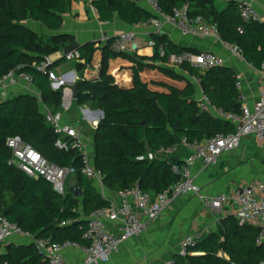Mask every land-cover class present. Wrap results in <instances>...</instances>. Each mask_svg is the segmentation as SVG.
Wrapping results in <instances>:
<instances>
[{
  "label": "trees",
  "instance_id": "trees-1",
  "mask_svg": "<svg viewBox=\"0 0 264 264\" xmlns=\"http://www.w3.org/2000/svg\"><path fill=\"white\" fill-rule=\"evenodd\" d=\"M90 2L100 22L112 21L115 14L130 25L150 17L149 12L132 0ZM159 2L166 13L186 6L190 19L214 23L220 39L240 48L245 62L255 70L264 63V21L243 20L236 1H230L222 9L216 8L213 0ZM69 3L70 0H0V76L9 71L28 74L41 101L54 112L59 106L61 91L51 88L49 69L52 66L40 70L37 65L70 42L33 32L22 22L30 19L57 31ZM153 39L156 41L153 59L161 64L152 66L131 57V86L117 84L116 75L109 70V60L128 58L127 53L110 48L113 39H108L100 49L98 80L77 83L78 95L74 100L77 104L91 101L102 107L103 118L92 134V162L101 172L103 184L114 193L134 186L154 195L163 191L176 181L171 166L179 160L159 156L148 159L149 152L174 145L180 136L189 141L203 140L234 130L230 122L200 111L194 98L195 83L183 77L181 71L166 66L171 55L198 50L180 48L161 33L154 34ZM159 45L164 48L162 57L158 54ZM96 49L93 43L82 45L77 51L78 59L89 65ZM182 68L195 73L186 65ZM199 78L201 92L211 104L228 112H239L237 76L229 66L213 68ZM85 86L89 92L84 91ZM13 135L20 136L50 163L73 165L81 197H74L70 191L58 195L43 178H32L9 164L10 150L5 140ZM55 138L35 96L17 94L0 101V207L8 221L34 239L85 245L84 219L93 210L110 206V201L81 173L79 155L57 150ZM257 234L256 226L226 215L218 219L214 230L196 233L199 236L186 247L185 255L175 253L172 260L174 264H258L264 258V245L256 242ZM0 263L44 264V256L32 241L9 242L0 254Z\"/></svg>",
  "mask_w": 264,
  "mask_h": 264
},
{
  "label": "built area",
  "instance_id": "built-area-1",
  "mask_svg": "<svg viewBox=\"0 0 264 264\" xmlns=\"http://www.w3.org/2000/svg\"><path fill=\"white\" fill-rule=\"evenodd\" d=\"M145 2L155 14L148 20L154 29L153 34H159L162 24L167 23L175 27L183 36L212 37L219 40L233 57L246 63L240 48L220 39L214 23L190 19L186 6L174 8L170 13H166L159 0H145ZM237 4L243 20L263 21V17L248 0H240ZM135 37L133 31L119 33L113 38L110 48L114 52L127 53L135 44ZM146 45L154 49L156 41L149 38ZM163 49V45L158 46V54L161 57L164 56ZM64 57L67 61L78 59V52L70 53ZM51 63V60L45 57L38 63L37 68L46 70ZM225 63V59L220 54L211 50H200L197 53L184 51L171 55L170 62L166 66L182 71L195 83L197 88H200L199 75L223 66ZM183 65L193 69L195 73H188L187 69L182 68ZM256 71L260 86L252 104L246 102L245 96L240 91L241 77H237L235 86L239 91L241 102L240 110L237 113L214 106L202 92L196 99L197 108L200 111L208 112L230 122L234 127L232 133H217L203 140L194 139L192 141L180 136L174 145L168 148L160 147L149 152L148 159H153L158 154L162 158L175 157L179 160L178 163L171 166L176 181L155 195L142 191L138 186L117 192V200L111 201L110 206L95 209L89 214L83 233V238L86 240L85 245L74 241L50 243L32 237V242L43 253L44 264H68L63 257V252L66 249H76L83 253L82 259L73 264H105L110 261L122 243L144 235L153 221L159 218L177 199L186 195L199 196L214 211L228 207L229 212L240 222L249 223L258 228L256 242L264 245V178L255 177L241 182L226 192L207 197L200 195L199 188L193 182L192 171L197 163L204 168L216 165L221 156L235 150L246 140H252L264 149V63ZM53 75L52 70L49 69L50 78H53ZM20 84L32 85V78L24 72L15 73L14 71L0 76V100L10 94L12 87H20L18 86ZM42 112L45 122L56 137L55 148L62 152L77 153L81 159V173L88 179L102 184V174L92 162V142L83 137L72 124L64 122L60 112H51L46 109ZM5 144L10 150L9 164L32 178H43L50 184L54 192L61 196L65 195L67 178L77 172L73 165L58 166L50 163L18 135L7 137ZM108 220L120 221L116 232L106 227ZM24 233L18 225L6 219L0 207V254L9 243L10 237L14 235L23 237ZM198 236L194 233L187 235L181 244L179 254L185 255L186 247ZM167 264H174V262L170 259ZM258 264H264V258Z\"/></svg>",
  "mask_w": 264,
  "mask_h": 264
},
{
  "label": "crops",
  "instance_id": "crops-1",
  "mask_svg": "<svg viewBox=\"0 0 264 264\" xmlns=\"http://www.w3.org/2000/svg\"><path fill=\"white\" fill-rule=\"evenodd\" d=\"M132 1L149 12L150 17L155 16L154 12L145 2V0ZM213 1L216 8L222 9L230 1L238 2L240 0ZM248 1L252 7H254L263 17L264 21V1ZM94 9L95 8L91 4L90 0H70L68 10L61 17V27L57 31H52L42 23L30 19L22 22V24L31 31L47 36L59 37L60 40L64 41V43H67L68 41L70 43L76 41L77 43L83 45L86 43H93L95 47H98V49H96V51L93 53L92 63L89 65L85 64L84 60L82 59L67 61L63 56L62 50H57L54 53L49 54L48 58L52 62L51 70L54 69L52 72L56 75L54 78L55 81L52 80L51 82V86H73L80 80H87L88 82H94L98 80L100 62L99 57L101 53L100 49L104 47V44L106 41H108V39H113L122 32L133 31L136 37L135 44L127 52L128 58L122 59L119 57L114 60H109L108 62L109 70L116 75L115 81L117 84H119L121 81L122 86H131L132 82L131 78L129 77L132 68L131 57L136 60L139 59L145 64L152 66L161 64L159 61H155L153 59L154 49L146 45V42L149 40V38H153L154 35V29L148 23L150 17L146 21L130 25L119 19L117 14H115V17L112 21L100 22L98 20L97 10L95 9L94 11ZM159 31V34L161 33L163 36H165L169 42L185 50H211L217 54H220L225 59V65L229 66L237 77H241L240 91L245 96L246 102L248 104L253 103L258 87L260 86L258 83L259 79H254L252 76L253 72L257 73V71L248 63L241 64L230 54V52H228V50L223 47L219 40L212 37L183 36L175 27L167 23L162 24ZM116 70H118V72H116ZM119 85L121 86V84ZM18 86L20 87H12L10 94L6 95L1 100L11 98L12 94L13 96L16 94L15 92H17V94L21 92L20 94H22L24 93L25 89H27L29 92H31V89H36L33 85L27 84H20ZM23 88L24 90L21 91ZM68 88L63 89V96L65 95L66 97H69L70 92L72 95L71 89L68 90ZM200 94L201 89L197 88L194 98L197 99ZM72 99H74L73 95L70 100ZM67 104L68 103H64L62 105V110L65 109V111H68ZM44 107L45 108L40 110H49V108L46 106ZM80 112L84 113L89 127L94 130L98 121L103 118L100 114V112L103 113V111L98 109L89 110L80 108V111L74 112V114L71 115V119L60 112L64 122L72 124L83 137L88 138L86 135H84L80 120L76 119L75 121H72L75 116L79 117L78 115ZM89 140L92 142L91 139ZM158 156L159 155L157 154V157ZM223 156H221V158ZM221 158H219L218 163L214 166L204 168L201 164L197 163L192 168L193 182L199 188L200 195H205L207 197L216 196L243 182L242 180L241 182L239 181V183H234L233 181H230L229 178L222 176L220 170L224 167L225 161L221 160ZM74 177L75 175H70L67 178V191H70L72 186L78 184L77 181L73 179ZM91 181L94 187L104 186L103 181L102 184L93 180ZM104 198L108 199L110 204L111 201L117 200L116 193L112 191L111 194H109V197ZM229 210L230 209L228 207H223L220 211H214L213 209L209 208L208 205H206V203L197 195L182 196L177 199L176 202L159 218L151 223L148 231L144 235L132 238L122 243L117 251L112 255L110 261L105 264H161L163 261L162 258L166 257L169 252L171 253L170 259H172L173 254L179 250L184 238L187 235L192 234V232L196 234L202 232L206 233L214 230L215 224L220 217L232 215ZM211 212H215L217 214V216L214 217V220L213 216L210 214ZM86 219L88 220V217ZM119 225V220L114 222L109 220L106 221V227L113 232L117 231ZM199 226L204 227L205 230L202 232H195L199 231ZM9 242L17 244L29 243H25L22 239V236L16 235L10 237ZM63 257L68 264H73L74 262L82 259L83 253L76 249H66L63 252Z\"/></svg>",
  "mask_w": 264,
  "mask_h": 264
},
{
  "label": "rangeland",
  "instance_id": "rangeland-1",
  "mask_svg": "<svg viewBox=\"0 0 264 264\" xmlns=\"http://www.w3.org/2000/svg\"><path fill=\"white\" fill-rule=\"evenodd\" d=\"M239 61V60H238ZM240 62V61H239ZM40 63V62H39ZM241 64H244L243 62H240ZM35 64V63H34ZM175 69V68H174ZM54 69H52L53 71ZM154 70L156 71V68H154ZM177 72H180V70L175 69ZM159 71V70H157ZM183 77H185L184 74H181ZM163 76V75H161ZM253 78L254 79H258L259 76L256 72H253ZM56 75H53V78H51V80L55 81ZM168 79H171L172 76H168ZM182 77V78H183ZM187 78V77H185ZM171 81V80H170ZM119 84L122 85V82L120 81ZM25 85V84H24ZM69 87V88H68ZM72 86H51V88L53 90H59L61 91V96H60V102H59V106L57 108L58 112H61L62 114H65L66 116H68L69 119H71V115L74 114V112L80 111L81 109H89V110H94V109H98L101 110L102 107H98L96 105V102H89L86 104H77L74 99L70 100V98L72 97L71 92L69 94V97H66L65 95L63 96V89L68 88L71 89ZM84 91L89 92L88 88L83 87ZM24 90L21 89V91ZM20 92V91H19ZM17 95V92H15ZM21 93V92H20ZM18 93V94H20ZM27 93L28 95H32L35 96L38 100H39V108L43 109L45 108L44 106H46L42 101H41V95L39 93V91L37 89H31V92H29L27 89L24 90V95ZM14 95V96H15ZM13 96V94H12ZM70 100V102H69ZM64 103H68L67 107H68V111L62 110L63 107L62 105ZM86 111V110H85ZM54 112V111H51ZM79 117H76L72 119V121H75L76 119H79L81 122V126L84 132V135H86L89 139H91L93 141V129L89 127V124L87 123V118L85 117L84 113H79L78 115ZM101 121V119L98 121V123ZM98 123L96 124V126L98 125ZM247 141V142H246ZM245 142H243L238 148H236L235 150L225 154V156H223L221 158V160H224V167L221 168L220 173L222 174L223 177H227L230 179V181H233L234 183H239V181L241 182L242 180H250L254 177H263L264 178V149L261 148L260 146H258L255 142H253L252 140H246ZM73 179H76V177H74ZM236 185V184H234ZM96 191L103 197H109V194H111V191L104 185V186H100L97 187L95 186ZM211 216H213V220L214 217L217 216V214L215 212H211L210 213ZM198 229L199 231H195V232H202L203 230H205L204 227L199 226ZM195 229V228H194ZM205 232L199 233V234H204ZM207 233V232H206ZM193 234V232H192ZM24 236L22 237V239L24 240L25 243L32 241V236L28 233L25 232L23 234ZM176 253H180V248ZM175 254V253H174ZM171 257V253L169 252L168 255L163 259H161L162 263L161 264H167L168 260H170ZM134 264H138V263H134Z\"/></svg>",
  "mask_w": 264,
  "mask_h": 264
},
{
  "label": "water",
  "instance_id": "water-1",
  "mask_svg": "<svg viewBox=\"0 0 264 264\" xmlns=\"http://www.w3.org/2000/svg\"><path fill=\"white\" fill-rule=\"evenodd\" d=\"M83 44H79L77 43L76 41L68 44L67 46H65L63 49H62V53H63V56H66L70 53H73V52H76L78 51V49L82 46ZM71 91H72V95H73V98L76 99L77 95H78V85L77 84H74L72 87H71ZM87 113V112H85ZM100 114L102 115L103 117V113L100 112ZM70 192L73 194L74 197H77V198H80L81 195H82V192H81V186L80 184H76L74 186H72L70 188ZM84 221L86 222L87 219H84ZM178 254V253H177Z\"/></svg>",
  "mask_w": 264,
  "mask_h": 264
}]
</instances>
